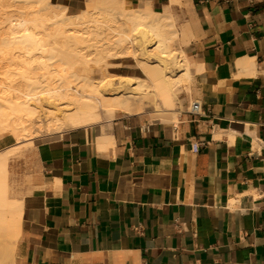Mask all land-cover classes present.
<instances>
[{
    "label": "crops",
    "instance_id": "crops-1",
    "mask_svg": "<svg viewBox=\"0 0 264 264\" xmlns=\"http://www.w3.org/2000/svg\"><path fill=\"white\" fill-rule=\"evenodd\" d=\"M181 3L205 115L184 101L169 122L116 115L103 147L97 127L35 140L14 163L26 193L13 264H264V0Z\"/></svg>",
    "mask_w": 264,
    "mask_h": 264
},
{
    "label": "bare ground",
    "instance_id": "bare-ground-1",
    "mask_svg": "<svg viewBox=\"0 0 264 264\" xmlns=\"http://www.w3.org/2000/svg\"><path fill=\"white\" fill-rule=\"evenodd\" d=\"M85 1L71 14L52 0H0V139L16 140L0 150V264L14 263L20 233L23 200L8 182L17 149L27 157L35 134L80 127L99 128L103 147L117 113L169 122L189 92L191 65L178 46L189 30L173 13L181 0L158 10L150 0ZM112 59L132 60L141 75H104Z\"/></svg>",
    "mask_w": 264,
    "mask_h": 264
},
{
    "label": "rangeland",
    "instance_id": "rangeland-1",
    "mask_svg": "<svg viewBox=\"0 0 264 264\" xmlns=\"http://www.w3.org/2000/svg\"><path fill=\"white\" fill-rule=\"evenodd\" d=\"M53 2H57L63 5L67 6V12L68 13H78L81 12V10L84 8V6L86 5V1L82 0V4L80 6V8H75V7H71V3L68 1H63V0H52ZM141 2V0L139 1V3ZM183 3L178 4L177 7H174V11L173 13L176 15L177 17V22L178 24H183L184 22L187 23L188 29L190 30V32L192 33L191 38H193V26L191 24V22L188 20V17H186V13L183 12L182 8L183 7ZM161 7V6H160ZM159 8H154L156 10L160 9ZM186 49H188V46L186 47ZM110 62L115 63L114 65H109L107 67V71H104L103 74L106 76H116V75H120V74H136V75H141L140 71L137 69V67L134 65V62L130 59L128 60H122V59H112L110 60ZM117 64V65H116ZM99 75V74H98ZM180 99V100H179ZM178 102H179V107H177V110H183L185 109V105L183 104L184 101H186V105H189V103L193 100L190 97V94H186L184 91L181 90V92L178 95ZM116 115H121L120 113H117ZM124 117V116H122ZM130 117H137L139 119H141L142 121H149V122H155L151 119H153L152 117H150L149 114H142V115H134V116H130ZM120 118V117H118ZM117 118V119H118ZM117 119H115L114 121H116ZM174 120V119H173ZM35 138L33 139V143L35 140H39L41 138H43L46 134H35ZM16 140L12 139V138H5V139H0V144L5 145V146H10L15 144ZM25 147H20L19 149H17V151L11 156L10 161H9V177H8V182L11 184L10 185V191L11 195H15L18 197H23L24 194L26 193L25 190V185H26V175L23 172H19L18 170H15L14 167V163L17 159L22 158L23 156H21V153L24 151ZM23 149V150H22ZM12 186V187H11ZM13 193V194H12Z\"/></svg>",
    "mask_w": 264,
    "mask_h": 264
},
{
    "label": "built area",
    "instance_id": "built-area-1",
    "mask_svg": "<svg viewBox=\"0 0 264 264\" xmlns=\"http://www.w3.org/2000/svg\"><path fill=\"white\" fill-rule=\"evenodd\" d=\"M187 112L189 114H192V115H205V111H203L202 109V105L201 103L199 102V100H192L189 105H188V108H187ZM193 149L194 150H197V145H194L193 146Z\"/></svg>",
    "mask_w": 264,
    "mask_h": 264
}]
</instances>
